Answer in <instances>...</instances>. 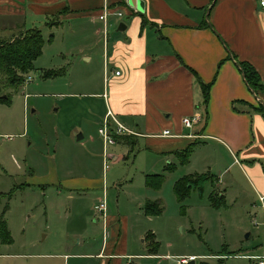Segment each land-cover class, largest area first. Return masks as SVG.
Segmentation results:
<instances>
[{
    "label": "crops",
    "instance_id": "crops-1",
    "mask_svg": "<svg viewBox=\"0 0 264 264\" xmlns=\"http://www.w3.org/2000/svg\"><path fill=\"white\" fill-rule=\"evenodd\" d=\"M140 1L142 11L129 0H0V44L39 26L52 31L51 43L60 41L64 54L76 52L85 69L92 70L84 79L89 87H94V78L102 80V88L89 95L93 119L102 125L109 111L134 133L115 137L116 144L136 148L155 164L159 160L156 166L166 163L162 170L175 165L184 169L181 176L214 177L211 195L222 199L224 209L222 254L213 257L222 264H257L246 257L264 254V85L252 92L236 62L250 64L263 81L264 14L257 0ZM103 6L118 9L122 17L103 23L98 18ZM202 85L208 86L206 106ZM194 114L200 122L183 127L182 119ZM165 130L173 137H160ZM190 146L188 163L179 165L178 154ZM119 158L110 156L113 162ZM72 181H65L66 190L105 191L99 179ZM142 192L117 202L109 214L106 206L104 216L94 212L89 223L85 218L76 235L89 240L78 248L93 251L82 257L122 264L154 256L131 254L129 249L134 237L146 243L147 234L142 226L130 230V217L151 220L142 214L143 205L157 200L160 191L143 186ZM194 259L191 255L177 263Z\"/></svg>",
    "mask_w": 264,
    "mask_h": 264
},
{
    "label": "rangeland",
    "instance_id": "rangeland-1",
    "mask_svg": "<svg viewBox=\"0 0 264 264\" xmlns=\"http://www.w3.org/2000/svg\"><path fill=\"white\" fill-rule=\"evenodd\" d=\"M36 29L44 45L35 70L28 74L32 80L16 90L3 88L10 102L0 104V218L11 237L10 244L0 242V264H101L82 257L92 249L78 248L89 240L76 235L82 232L83 221L94 219V207L104 197L108 214L117 202L136 198L145 187L143 176L162 173L166 163L156 166L159 160L155 164L136 148L115 143L107 153L120 158L113 162L109 156L104 165L101 124L91 115L89 96L97 86L102 88V80L94 78V87H89L85 80L92 70L85 69L81 57L76 52L64 54L56 39L51 43L52 31ZM78 135L84 139L77 141ZM183 170L176 166L165 174L157 200L151 201L159 203V216L141 222L129 219L130 230L142 226L147 231L144 244L134 237L131 254L154 256L133 257L122 264H178L191 255L194 264H222L213 256L222 254L224 208L209 205L210 183L179 202L174 185L186 176H181ZM84 178L101 180L105 191L66 190L65 181ZM150 234L158 246L155 253ZM95 236L101 240L102 230Z\"/></svg>",
    "mask_w": 264,
    "mask_h": 264
},
{
    "label": "trees",
    "instance_id": "trees-1",
    "mask_svg": "<svg viewBox=\"0 0 264 264\" xmlns=\"http://www.w3.org/2000/svg\"><path fill=\"white\" fill-rule=\"evenodd\" d=\"M51 27L54 25L52 22L49 24ZM52 36L49 37V40ZM44 45L43 37L38 30H30L23 36L14 39L12 42L0 44V104H9L10 94H5L3 88L18 89L23 85L28 74H31L34 70V62L39 58ZM243 75L246 85L252 92L263 90L262 81L254 70V68L245 62H236ZM49 74H46V76ZM203 91V104L207 103V89L208 86L202 85ZM192 147H188L178 154L179 165L184 166L188 163L189 156ZM176 166L168 165L162 174L146 175L144 177L145 188L153 191L161 189L164 181L165 174L172 172ZM214 177L210 175H189L185 176L175 182L174 193L179 202L188 197L192 190L202 191V187L205 183H211ZM210 204L214 208H220L222 206L221 198H218L216 194H212L209 197ZM159 203L146 202L144 206V214L147 217L159 216L162 213ZM152 253H155L157 249V243L153 241ZM0 242L2 244H10L11 237L6 227L5 222L0 218ZM150 253V254H152Z\"/></svg>",
    "mask_w": 264,
    "mask_h": 264
},
{
    "label": "built area",
    "instance_id": "built-area-1",
    "mask_svg": "<svg viewBox=\"0 0 264 264\" xmlns=\"http://www.w3.org/2000/svg\"><path fill=\"white\" fill-rule=\"evenodd\" d=\"M258 1V7L264 14V0H257ZM109 17L114 18H121L122 13L116 9V8H109L107 6H103L102 12L100 16L98 17L100 21L103 23H106L107 19ZM116 76L119 75V72L115 73ZM31 77L27 76L25 79V82L29 83L31 81ZM264 85V79L262 81ZM200 115L194 114L191 117H185L182 119L181 123L182 126L191 129L194 125H196L198 122H200ZM114 125V130L111 129V126ZM134 135L131 131L125 129L121 124H119L113 117V115L108 111L106 115L104 116L103 122L101 127L98 130V135L101 137L103 144H104V165L107 164L108 154H107V147L115 144V137L121 136V135ZM160 137H173L171 133L168 130H165L162 132ZM94 212L98 214L99 216H104L106 212V203L105 200H101L97 206L94 207ZM248 260H254L257 262V264H264V254L260 257H246ZM183 264L185 261L182 262Z\"/></svg>",
    "mask_w": 264,
    "mask_h": 264
},
{
    "label": "water",
    "instance_id": "water-1",
    "mask_svg": "<svg viewBox=\"0 0 264 264\" xmlns=\"http://www.w3.org/2000/svg\"><path fill=\"white\" fill-rule=\"evenodd\" d=\"M129 4L132 7L138 8L139 11H142V9H143V4L140 0H129ZM118 30H120V28H118ZM81 139H82V136L78 135L77 141H80ZM185 264H194V262L192 260H190L189 262H187Z\"/></svg>",
    "mask_w": 264,
    "mask_h": 264
}]
</instances>
